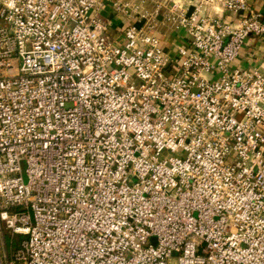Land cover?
<instances>
[{"label":"built area","instance_id":"built-area-1","mask_svg":"<svg viewBox=\"0 0 264 264\" xmlns=\"http://www.w3.org/2000/svg\"><path fill=\"white\" fill-rule=\"evenodd\" d=\"M108 1L0 0V264H264V14Z\"/></svg>","mask_w":264,"mask_h":264},{"label":"crops","instance_id":"crops-1","mask_svg":"<svg viewBox=\"0 0 264 264\" xmlns=\"http://www.w3.org/2000/svg\"><path fill=\"white\" fill-rule=\"evenodd\" d=\"M103 1V9H102V15L107 18L111 22V27L109 29V33L111 35L117 36L118 33V28H120L123 25V17L121 15H118L114 9L112 8L110 2L108 0H102ZM192 2H196L198 0H191ZM251 3L253 6L261 10L262 13L264 14V0H251ZM219 7V4L216 5ZM208 12L212 15H217L221 16L223 18L227 19H232L228 13L223 12V9H220L218 13L215 12V7H212L211 5H208ZM221 8V7H220ZM234 18V17H233ZM236 18V17H235ZM237 19V18H236ZM161 37L163 39V44L165 46V49L169 52H173L175 49V45L181 43L180 40L182 41L184 38L175 35L173 32H166L163 31L161 33ZM179 40V41H178ZM254 54L253 58L251 59L250 53ZM251 56V57H250ZM258 58H264V41L257 40V39H252L249 41V44L245 47L241 58L239 59V63L241 66L249 67V66H259L262 61L258 60Z\"/></svg>","mask_w":264,"mask_h":264},{"label":"rangeland","instance_id":"rangeland-1","mask_svg":"<svg viewBox=\"0 0 264 264\" xmlns=\"http://www.w3.org/2000/svg\"><path fill=\"white\" fill-rule=\"evenodd\" d=\"M175 35H176V37L180 36V37L184 38V37H186V32H185V30H180V31L176 32ZM182 41L180 40V42H182ZM173 155H175V154L171 153V152H164L162 157L163 158L164 157H170ZM6 237H7L6 238L7 251L10 253L13 250H15V248L18 246L19 240L22 238V236L21 235H13V234L6 232ZM176 263H177V259L173 258L169 264H176Z\"/></svg>","mask_w":264,"mask_h":264}]
</instances>
